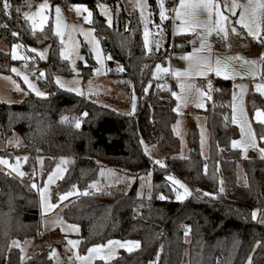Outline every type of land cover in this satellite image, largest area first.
I'll use <instances>...</instances> for the list:
<instances>
[{"label": "trees", "instance_id": "obj_1", "mask_svg": "<svg viewBox=\"0 0 264 264\" xmlns=\"http://www.w3.org/2000/svg\"><path fill=\"white\" fill-rule=\"evenodd\" d=\"M27 1L9 0L11 8L5 13L0 0V40L9 45L19 42L25 48L50 44L49 58H37L44 67L40 82L49 95L30 93L17 103L0 101L2 137L18 133L24 141L0 153L24 157L29 172L37 169V160L43 157L42 178L61 158H67V170L54 186L53 196L79 189L80 194L64 208L63 217L79 225L80 252L84 254L110 239H122L137 240L140 245L132 251L121 250L110 261L97 259L93 264H264V224L258 215L255 219L252 216L254 210L264 209V158L254 152L242 157L240 149L232 146L240 134L229 105L232 81L217 80L214 103L209 101L202 110L210 129L209 156L200 154L198 130L192 126L187 136L191 154L180 157V140L172 129L177 117L173 97L177 84L155 77V72L157 65L167 64L177 43L183 38L187 43L190 35H173L169 16L162 22V41L148 50L138 10L127 12L121 6L114 23L109 24L95 0H51L53 4L84 3L91 9V25L107 56V74L124 91L126 105L136 98V110L127 113L56 85L54 76L67 73L68 65L59 56L51 26L36 32L25 20ZM148 1L153 21L161 23L159 3ZM103 2L116 8L120 0ZM163 2L171 14L174 0ZM253 42L264 53V37ZM188 48L189 43L184 49ZM13 62L11 53L0 49V72L8 73ZM260 72L264 79L262 61ZM90 75L85 71L84 79ZM219 100L226 104H216ZM248 106L252 112L258 107L264 109V98L251 91ZM77 120L79 128L75 126ZM257 129L259 136H264V125ZM155 148L164 152L163 162L157 163ZM240 161L244 182L238 180ZM109 169L134 177L133 183L127 190L105 191L99 185L109 182ZM149 175L150 191L140 193L139 177ZM169 175L190 187L184 200L174 199ZM23 202H29L28 210ZM40 236L36 190L23 179L0 171V264L49 263L47 249L23 259L20 250L11 246L13 238Z\"/></svg>", "mask_w": 264, "mask_h": 264}, {"label": "rangeland", "instance_id": "obj_2", "mask_svg": "<svg viewBox=\"0 0 264 264\" xmlns=\"http://www.w3.org/2000/svg\"><path fill=\"white\" fill-rule=\"evenodd\" d=\"M46 2L48 7L42 9L40 15L35 17V29L33 28V22L29 21V23L32 30L36 32L43 31L48 26H51L57 39L59 56L66 62L69 71L67 73H58L54 76V82L56 85L77 95H84L87 97L93 96L103 104H107L109 106L113 105L114 107L123 109L127 113H133L136 110V98H133L130 104L126 105L124 100V91L107 74V56L104 53L101 41L95 28L91 25V9L84 3H74L72 4L71 9H67L65 4H53L51 0H46ZM237 2L239 4H247L248 0H237ZM42 3H45V0L27 1L26 10L24 12L34 13L37 7ZM218 3L221 6L222 13L228 17V21L226 23L222 21L228 29L226 39L224 38V34L222 32L212 31L210 34L207 32V28H215V13H213L211 21L207 20L204 13L200 14L199 19L202 24L206 25L205 27L197 29L196 31H181V21L175 18V11H173V9L179 4V0H174L171 14L163 2L166 9V18L163 20L161 19V23L153 21L148 0H120V3L116 6V8L102 2L98 4V10L107 19L109 24L114 23L115 13L120 10L121 6H123L127 12L138 10L143 22L144 41L146 39L145 33L147 31L148 50H151L154 45L160 44V40L162 41L164 37L162 22L167 18L171 17L173 35L175 34L174 25L178 33L190 34L188 41L189 48L181 51H174L168 59L167 64L159 65L160 67H157L155 72V77H159L160 74H167L171 71L173 78L167 80V82L172 81L177 84V90L173 92L176 94L173 95V97L176 101L175 110L177 117L173 123L172 129L173 133L180 140V152L178 156L189 157L191 154V148L189 146L187 136L192 126H195L198 130L200 154L205 158L210 154V129L207 124V118L205 114L202 113V110L207 108L209 101L211 102V93L210 89L208 87H203L198 83V80L212 77L216 80L229 79L232 81L233 93L231 103H229V105L232 111V117L235 112L237 118V123L235 124L238 126L240 132L239 136L234 140H242L240 130L241 110L244 112V119L250 123L251 129L255 134L256 147H252L249 142V138L244 136V142L235 148L240 149L242 157H247L250 152H254L258 157L264 158V153L260 151V149H264V140L260 139L257 129V126L260 124L264 125V122L256 119V110L259 109L261 112H264V109L258 107L252 112L248 106V96L251 91L259 93L264 98V94L258 92L255 87L256 84H264V79H262L260 74V57L262 51L253 42L257 40V38L249 35L247 29L243 28L242 25L235 23V21L239 19L240 8H237L235 10V14H233L224 7L226 3L230 7L231 0H218ZM78 5H82L87 9V11H84L83 8L80 9V11H77L75 6ZM57 6L61 10L59 16V35L57 34ZM89 13H91L90 16ZM41 16L44 17L43 22H41ZM85 17L88 18L85 19ZM259 19L260 17L258 14V21ZM233 27L236 29L235 33L232 32ZM261 37H264V30H262L259 39ZM202 38L204 39L205 47L197 55L208 58L213 70L207 71L205 69V75L201 76L195 74V69H189L190 62L182 59V57L193 52L194 48L199 49ZM13 46H17L15 48L17 58L15 59L12 55ZM82 47L86 48L92 60V65L88 69L79 68L77 66L78 57ZM0 49L10 52L14 61L8 73L0 72V101L5 103H17L23 100L30 93L36 95L37 91L46 94L39 97H47L49 95L48 89L40 82V78L44 75V67L37 61V58L39 60H47L49 58V43L38 44L36 46H29L25 48L19 42L9 45L0 40ZM32 49H36L37 51L33 52ZM41 53H43V58H41ZM218 57L221 60V65H228L227 69L221 66V74L219 76H217L215 72ZM234 57H240L241 59H228ZM244 61H256V63L255 65H250ZM13 68L17 71H12ZM165 69L167 71H165ZM186 69H189L191 74H182L179 76L175 74L177 70H179L180 73H184ZM87 70L91 73V75L85 80L84 73ZM41 73L43 75H41ZM25 76L27 77V82L24 79ZM57 78H59V83H57ZM180 84L195 85L197 88L204 91L206 95L201 96L199 92L195 91H182ZM30 85H32V87H30ZM240 85H246L247 87L241 88L239 87ZM104 96H107V98L104 99L105 101L103 100ZM110 96H114V98H110ZM198 105L203 106L199 107ZM23 143V138L18 133H14L9 138H3L0 133V150L11 149L13 147L20 146ZM155 151L159 154L158 161L163 162L164 152L159 151L157 148H155ZM0 158H3L8 162L7 164L0 163V171L8 172L23 179L31 188L36 190L38 194L41 236L26 237L25 239L16 237L11 239V246L20 250L21 257L26 259L47 249L49 250L50 258V262L47 264H93L95 260L100 259L99 256H96L90 262L77 260V254L80 256H87L88 250L84 254L80 252L79 248L81 239L79 236V225L69 222L63 217L64 208L71 199L80 194L79 189L72 188L71 190L60 193L57 197L53 196L54 186H56L63 178L67 170V158H61L56 163L54 168L44 178H42L41 172L43 170V157H39L37 160V169L32 171V178L29 180L25 178V176L29 173V170L25 166L24 157L15 156L14 158H11L0 153ZM9 165L12 167H9ZM20 172L24 173V175H19ZM108 174L111 177L109 182L105 185L100 184L99 186L104 187L105 191L110 193L120 189L127 190L134 181V177L115 173L112 169H109ZM50 175L53 177L51 181H49ZM169 177H172L173 179H169ZM167 178L175 189L174 199L178 200L177 195H180L182 199L179 200H184L190 193V187L174 175H169ZM177 180L184 187H181L180 184L174 183V181ZM238 180L239 182L245 181L244 169L241 161L238 165ZM33 184H35L36 187H32ZM97 184V182L94 183L95 186ZM150 184V175L149 177H139V192L145 194L148 193L150 191ZM46 185L47 187L45 188ZM185 188L187 189V192H185ZM42 189L44 190L43 199L41 195ZM65 194H67L66 198L61 200L60 197ZM9 200L6 202V206L8 205ZM23 204L27 207V210L30 208L29 202H23ZM18 205H22V202H19ZM49 205H54V207H49ZM6 209H8V207H6ZM29 211L30 213L33 212L31 210ZM256 212V215L259 216L260 222L264 224V209H256ZM23 222L24 221L21 222L22 229H25L27 225ZM70 240L78 241L79 243L73 247L68 243ZM110 240L121 242L136 241L122 239ZM108 241L97 245H107ZM128 247H131L132 250H135L136 248V246L132 244H129ZM121 250L128 251L127 248L115 247L110 253L111 259L104 261L114 259ZM102 254H107V250H105V253Z\"/></svg>", "mask_w": 264, "mask_h": 264}, {"label": "snow or ice", "instance_id": "obj_3", "mask_svg": "<svg viewBox=\"0 0 264 264\" xmlns=\"http://www.w3.org/2000/svg\"><path fill=\"white\" fill-rule=\"evenodd\" d=\"M157 2L160 5V17L161 19L166 18V9L163 4V0H157ZM3 8L2 10L5 13H9V9L11 8V4L9 3V0H2ZM48 7V4L45 0V3L40 4L36 11L34 13H29V12H24V18L26 21H32L33 22V28L35 29L36 24H35V17L40 15V12L42 9H45ZM77 8V11H80V9L83 8L84 11H87L86 8H84L82 5L75 6ZM143 7V5H142ZM224 7L235 14V10L237 8H240V13H239V19L235 21V23L242 25L243 28L247 29L248 34L253 36L254 38L259 39L262 30H264V0H248L247 4H239L237 0H231V6L229 7L227 3L224 5ZM17 13L21 11L19 7L16 8ZM60 8L57 6L56 7V13H57V34L59 35V16H60ZM175 11V18L179 19L181 21L180 23V30L181 31H196L197 29H200L202 27H205L206 25L202 24L199 16L201 13H204L207 17V20L211 21L213 13H215V28H207L208 34H210L212 31H218L222 32L224 34V38H227L228 35V29L225 26V23L228 21V17L225 16L222 11H221V6L218 3V0H179V4L173 9ZM258 14H259V21H258ZM91 13H89V16ZM88 17H85L87 19ZM44 17L41 16V22H43ZM225 22V23H222ZM110 22V21H109ZM42 26V25H41ZM232 32L235 33L236 29L233 27ZM13 35H18L17 33H13ZM146 39H145V47L148 46L147 42V31L145 33ZM17 46H13V58L16 57V52L15 48ZM205 47V42L204 39H201V46L199 49L194 48L193 52L188 53L186 56L182 57V59L188 60L190 62L189 64V69H195V74L196 75H205V69L207 71H212L213 68L208 60V58L197 55L203 48ZM33 52L37 51L36 49H32ZM41 58H43V53H41ZM228 59H241L240 57H234V58H228ZM260 60L264 62V53L261 54ZM247 64L250 65H255L256 61H244ZM221 66H223L225 69L228 68L227 64L221 65V60L219 57L217 58L216 61V68L215 72L216 75L219 76L221 74ZM159 68L160 66L157 65ZM189 69H186L184 73H180L179 70L175 73L177 76L179 75H189L191 72ZM12 71H17L15 68L12 69ZM165 71H167L165 69ZM19 74V73H17ZM41 75H43L41 73ZM25 81L27 82V77H24ZM57 83H59V78H57ZM32 87V85H30ZM209 87H211V83L209 82ZM239 87L241 88H246V85H240ZM256 90L260 92L261 94H264V84H256L255 85ZM180 88L182 91H195L199 92L201 96L206 95L204 91L201 89L197 88L195 85L192 84H180ZM36 95L38 96H43L46 95L45 93L36 92ZM173 95H176L173 93ZM179 99V97H178ZM199 107H202L203 105H198ZM86 115V114H85ZM67 118L62 117V120H66ZM256 119L258 121L264 122V112H261V110L257 109L256 110ZM232 122L235 124L237 123V118L235 115V112L232 117ZM75 126L77 128L80 127V122L77 120ZM247 129V131H246ZM240 130H241V135H242V140L241 141H233L232 146L235 148L242 144L243 137L247 136L249 138V142L252 147H256L255 145V134L251 129L250 123L244 119V112L241 110V121H240ZM260 139L264 140V136H261ZM262 153H264V149H260ZM19 159V158H18ZM0 163L7 164L8 162L4 160L3 158H0ZM159 163V161H157ZM9 167H12L9 165ZM15 170V169H14ZM19 175L23 176L24 173L20 172ZM52 175L49 176V181L52 180ZM169 179H173L172 177H169ZM176 184H180V182L174 181ZM181 187H184L182 184H180ZM32 187H36L35 184L32 185ZM47 185L45 186V188ZM222 190V189H221ZM43 189L41 190V195L43 199ZM185 192H187V189L185 188ZM66 195H62L60 197L61 200L66 198ZM163 199V197H161ZM177 199H182L180 195H177ZM49 207H54V205H49ZM256 210L253 211L252 216L255 219L256 218ZM75 227V226H71ZM71 244L73 247H75L79 242L78 241H72L70 240L68 242ZM129 244H132L136 247H139V242L138 241H114V240H109L107 242V245H94L92 248L88 249V255L87 256H80L79 254L76 255L77 260L85 261V262H90L93 260L96 256H99L100 259L102 260H108L111 259L110 253L114 250L115 247H123L127 248L128 251H132L131 247H128ZM105 250H107V254H102L105 253Z\"/></svg>", "mask_w": 264, "mask_h": 264}, {"label": "built area", "instance_id": "obj_4", "mask_svg": "<svg viewBox=\"0 0 264 264\" xmlns=\"http://www.w3.org/2000/svg\"><path fill=\"white\" fill-rule=\"evenodd\" d=\"M102 2H103V0H95V3L96 4H100ZM66 8L67 9H71L72 8V5L70 3H67ZM185 40H186V38H183L182 42L185 41ZM172 43L175 45V40L174 39H172ZM159 77L162 80H170V79L173 78L171 71L168 72L167 74H160ZM209 82L211 83V87H209ZM198 83L201 84L203 87H208L210 89L211 102L214 103V92H215V90L218 87L217 80L215 78H212L211 77V78H206V79H201V80L199 79L198 80ZM216 104H218L220 106H223L226 103L224 101H222V100H219V101L216 102ZM31 178H32V172L30 171L29 174H27L26 179L29 180ZM99 191L102 192L103 189L100 188ZM185 231L188 232V229H185Z\"/></svg>", "mask_w": 264, "mask_h": 264}, {"label": "water", "instance_id": "obj_5", "mask_svg": "<svg viewBox=\"0 0 264 264\" xmlns=\"http://www.w3.org/2000/svg\"><path fill=\"white\" fill-rule=\"evenodd\" d=\"M188 44L185 42H179L177 43L176 47L178 51L183 50ZM92 65V60L89 55V52L86 50V48L82 47L79 57H78V62L77 66L79 68H89ZM166 65V64H165Z\"/></svg>", "mask_w": 264, "mask_h": 264}, {"label": "crops", "instance_id": "obj_6", "mask_svg": "<svg viewBox=\"0 0 264 264\" xmlns=\"http://www.w3.org/2000/svg\"><path fill=\"white\" fill-rule=\"evenodd\" d=\"M174 33L175 34H186V33H178L177 31H176V29H175V25H174ZM190 35V34H189ZM188 41H189V39L187 40V44H188ZM186 43V42H185ZM261 63V62H260ZM261 74V73H260ZM230 103H231V100H230ZM29 174V173H28ZM27 176V175H26ZM26 176H25V178H26ZM15 204V202L13 203V205ZM33 215V214H32ZM137 241V240H136ZM139 242V241H138ZM139 245H140V243H139ZM138 247H136L135 249H137Z\"/></svg>", "mask_w": 264, "mask_h": 264}]
</instances>
